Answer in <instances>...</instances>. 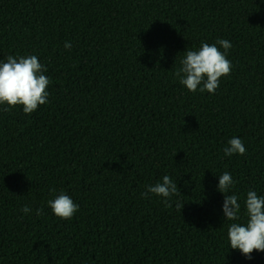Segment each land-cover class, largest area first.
Returning <instances> with one entry per match:
<instances>
[{
  "label": "trees",
  "instance_id": "obj_1",
  "mask_svg": "<svg viewBox=\"0 0 264 264\" xmlns=\"http://www.w3.org/2000/svg\"><path fill=\"white\" fill-rule=\"evenodd\" d=\"M219 39L231 73L187 90L185 52ZM31 55L48 103L0 105V264H264L230 248L217 190L230 173L239 223L264 196V0H0V62ZM233 137L244 155L225 156ZM165 175L171 207L142 195ZM61 192L68 220L48 206Z\"/></svg>",
  "mask_w": 264,
  "mask_h": 264
},
{
  "label": "clouds",
  "instance_id": "obj_2",
  "mask_svg": "<svg viewBox=\"0 0 264 264\" xmlns=\"http://www.w3.org/2000/svg\"><path fill=\"white\" fill-rule=\"evenodd\" d=\"M217 45L224 51L222 52ZM64 46L66 49L70 48L71 43L65 42ZM231 47V42L225 39H219L213 45L202 42L198 50L185 52L184 58L180 61L181 67L174 75L181 85L193 93L199 87L201 92L214 94L220 85V79L231 73L232 64L226 58ZM46 71L47 68L35 55L19 58L8 56L6 62H0V105H7L3 111L22 106L23 113L30 115L39 106L47 104L50 79L44 75ZM201 85L203 86L200 87ZM223 151L225 156L231 157L234 154L244 155L246 148L241 138L233 137L228 140ZM234 183L230 173L224 172L219 175L217 190L224 194L222 205L224 220L232 221L227 236L231 249L238 250L246 258L251 259L253 252H264V196H258L254 190L247 192L243 205L244 220L243 223H239L237 221L241 220L242 211L240 197L235 193L228 194ZM51 191L54 192L55 189ZM149 193L163 198L167 207L172 206L169 199L173 195L181 194L177 183L168 175L163 176L162 182L149 185L142 195L147 198ZM48 206L53 214L62 220L71 219L79 207L63 192L49 200ZM22 211L27 215L32 209L25 205ZM41 213L42 209L36 210L37 215Z\"/></svg>",
  "mask_w": 264,
  "mask_h": 264
}]
</instances>
